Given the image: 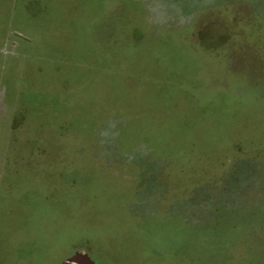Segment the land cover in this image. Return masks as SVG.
<instances>
[{
  "label": "rangeland",
  "instance_id": "1",
  "mask_svg": "<svg viewBox=\"0 0 264 264\" xmlns=\"http://www.w3.org/2000/svg\"><path fill=\"white\" fill-rule=\"evenodd\" d=\"M41 1L43 7L51 4ZM61 1L66 9L72 7L76 19L66 22V29L81 30L86 19L77 0ZM125 1L136 9L137 1L140 11L154 13L198 3V13L177 15L168 22L151 14L145 18L159 20L160 26L152 23L155 31L166 25L180 29L177 41L194 61L202 84H186L191 82L180 77L174 58L169 65L168 57L158 58L156 53L140 57L139 63L125 58L131 52L125 49L137 47L140 55L145 40L156 36L153 30L142 33L144 38L136 32L133 27L141 26L140 18L132 11L125 13L122 1L110 0L99 13L91 10L95 16L89 21L98 30L97 38L69 42L75 49L66 57L60 55L66 42L58 39L57 48L47 42L50 35L41 27L44 17L32 29L13 19L0 43V113L6 107L19 114L23 98L15 92L31 84L42 88L47 100L57 96L62 117H52L53 122L83 116L85 111L89 119L67 123L60 132L33 127L37 116H28L25 125L36 129L32 131H37V140H30L32 131L24 128L15 133L2 130L0 122V170H11L0 172V264H62L76 253L86 254L94 264H264V215L250 209L264 198V176L247 159L252 118L254 144L260 148L253 155L262 153L258 141L264 0ZM8 2L0 0V20ZM26 5L23 20H30L32 5ZM62 15L59 22L65 20ZM37 69L42 73L33 82ZM112 80L116 86L110 87ZM173 83L184 88V98H191H177L175 109L195 102L196 113L222 111L206 103L224 94V110H244L239 116L243 117L226 124L224 132L202 130L204 138H195L177 155H161L144 146L143 130L129 140L130 129L135 135L140 118L150 112L144 93L156 87L157 95L168 99L172 94L167 87ZM115 94L120 98L112 100ZM240 102L246 103V110L235 104ZM160 109L156 106L150 113L154 121L146 126L166 122L169 115ZM206 133L214 137L207 141ZM17 170L18 177H11ZM170 239L179 242L170 247Z\"/></svg>",
  "mask_w": 264,
  "mask_h": 264
},
{
  "label": "trees",
  "instance_id": "2",
  "mask_svg": "<svg viewBox=\"0 0 264 264\" xmlns=\"http://www.w3.org/2000/svg\"><path fill=\"white\" fill-rule=\"evenodd\" d=\"M47 1L51 2V4L50 5L45 4L46 7H45V10H43L44 3L41 0H30L28 4L32 5V8L30 10L32 19L30 18V20H23L24 11L27 9V5L24 6V9H22V4L20 3V0H15V2H13L14 9H15L14 19L15 21L17 19L18 20L17 23H19L20 25L25 26V27H30V29H32L34 28V26L37 27L38 24L40 23L39 22L40 18L44 17L42 14V10L46 11V17L44 18L45 22L41 25V27L42 29L46 30L48 34L50 35L49 37L50 41H47V42L50 44L51 47L54 46L56 48L58 45V39L62 40V42H66V45L65 46L63 45L62 51H60V55L66 57L67 54L69 55L71 54L74 48L73 47L71 49L69 42H75V41L79 42L81 40H83L84 42L87 39L91 41L97 38L98 30L94 31V29L96 28L94 26L92 27L93 22L89 21V17L94 18L95 15L94 14L92 15V13L90 12L93 9L97 10L98 13L100 11H104L106 4L109 3L110 0H77L75 1L77 2L78 6H80V9H81L80 14L86 19V20H83V22H81V24L84 27L78 31H74V30L70 31L69 29H66V26H65L66 22L68 23L70 22V24H73V21L76 20L72 7H71V10L70 8L66 9L61 0H47ZM67 1L68 3L73 2V0L71 1L67 0ZM118 1H122L126 5V6L124 5L125 13H128V12L130 13V11H132L134 12L136 19H137V16L140 18L141 26L137 24V22L135 21V23L138 26H136V28L133 27L136 30V32L142 34V33H147L153 30L155 34H153L152 36H156V40L154 38L151 41L149 39L145 40L146 46H145L144 52L141 53L140 55L137 53V47H136L137 45L136 46L133 45L134 47H136V49H134L133 51L129 48L125 49L126 51H131L129 52L130 57L125 56V58L129 60L130 63H132L131 61H136L139 63L140 57L155 55V53L160 54L158 58H162V56L168 57V60L166 62V64L168 65L169 63H171L170 59L174 58L175 63L181 67V69H179L180 77L181 76L185 77V82H187L188 80H189L188 82H191V83H186V84H189V85L191 84L198 85L200 83L202 84V82L197 81L196 79L198 68L196 69V65L194 64V61L189 60L188 57L185 56V49L182 48L179 42L177 41L178 38L180 37V33H181L180 29L178 30L174 26L166 25V27L162 26V29H160V31L159 30L155 31V29H153L152 23L156 24L157 26H160L159 20L152 22L149 20V18L148 19L145 18L146 15L151 14L152 16L159 18L161 21L164 19L166 20L164 22H168L170 18H171L170 20H172L177 15L183 16L184 14H191V12L198 13L199 12L197 9L198 3L192 4V8H189V7L184 8L185 5L183 6L182 4H177L175 5V9L172 10L173 11L172 13H170L171 11L167 13L165 9L162 10L160 13H154L155 11H152L151 9L148 11L147 10L143 11V12L140 11L137 1H136L137 9L133 6L132 3L128 4L125 0H118ZM151 6L152 5H150L149 7ZM201 6L205 7L204 4ZM2 10L3 9L0 6V12ZM86 10H88L89 13ZM84 12H87V13H84ZM62 14L66 15L65 20L63 21L61 20L59 22L58 18L59 16L63 17ZM35 20L37 21L36 24L32 25ZM2 21L3 19L0 22ZM0 33H1L0 35L1 37L4 36L3 31ZM142 35L144 38L145 34H142ZM142 40L143 39H141V41ZM101 58H104V56L103 57L100 56L99 60H101ZM66 59H70V58H66ZM129 61H127V63ZM207 63L211 64V62H207ZM186 74H187V77L185 76ZM69 79L71 80L72 77H69ZM114 85L116 86V83L112 80L110 87H113ZM167 89L170 90V93L172 94V97H168V99L166 98V96L164 97L158 96L157 95L158 90L160 89L156 87H152L151 91L144 93L145 95L141 94L147 98L146 102L148 103V109L150 112L149 114L148 113L144 114L143 117L140 118L141 120L139 122L141 123V125L143 124L142 129H141V125H138L137 129H135L136 131L135 135L133 133V129H130V133H128L129 140H133V138L137 137L139 131L143 130L142 135H141L144 139L143 145L146 146L147 144L149 146L148 148L151 151H154L155 153H158L161 155H164L167 153H173L177 155L180 152H182L184 149H186V147L189 144H191L195 138H204V136L202 135V130L216 129L217 133H219L221 131L220 129L223 128V132H224L226 129V124L233 125L235 124V122L239 121L243 117V116L241 117L239 116L244 112V110H240V111L235 110L236 112L233 111L232 113L231 111L224 110V108L226 107L225 105L228 103L227 101L225 102L224 94H222L223 97H218V94H217L216 98L214 97L213 99L209 100L206 103L208 108L210 106H215L217 108L220 107L222 108L221 109L222 111H219V110L212 111L208 109L207 112L196 113V107H194L193 105L195 102H193L192 104H189L187 102L188 105L184 110L175 109L173 106L174 105L173 103L176 101L177 98L181 97L183 99H189V100L191 98L188 96V94H186L185 98H184V94L181 95L183 92H185V90L179 83H173L171 86L167 87ZM112 98H113L112 100H114L115 98L118 99L120 98V94L118 95L115 94L114 96H112ZM112 100H111V103H112ZM28 102L29 104L32 105L31 109L33 113L31 114V116H37L36 117L37 121L38 122L41 121V119L38 116L39 114L38 110L37 109L35 110L36 107L42 106V104H40L41 101H39V97L36 94H31L29 96ZM54 102H56L57 104L56 95L55 97H51L47 100L48 105L54 104ZM235 104L241 105L243 107L245 106V110H246L245 102H240V103H235ZM156 106H160L161 107L160 110L167 112L169 116L165 117L166 122L159 124L158 127H148L144 123L153 124L154 119L150 116V113L155 109ZM85 112L83 113L85 115L80 116V117L73 116L70 118H64L63 122L67 121L65 123L66 125L67 123H71V122L80 124L82 123L83 119H86V120L87 118L89 119V115L86 114ZM214 113H217V116H213L212 114ZM90 120H91V117H90ZM167 121H171V122L167 123ZM63 128L64 126L61 129ZM61 129H59L60 132H61ZM76 130H79V129L77 128ZM118 131L121 132L120 128L118 129ZM36 132L37 131L30 132V134L32 135L31 139L37 140ZM124 135H125V132H124ZM210 137H214V135L211 136L206 133L205 138L207 141L210 140ZM19 169L21 170V168H18V170ZM18 170L15 172L16 174L11 175V177H18L17 175ZM9 184L11 185V183ZM178 242L179 241L177 239L174 241V243L171 239L166 240V243H168L170 247L171 245L173 246V244H176V243L178 244ZM31 246H36V245L32 243ZM145 251H147V249H145ZM143 257L145 258V255H143Z\"/></svg>",
  "mask_w": 264,
  "mask_h": 264
},
{
  "label": "crops",
  "instance_id": "3",
  "mask_svg": "<svg viewBox=\"0 0 264 264\" xmlns=\"http://www.w3.org/2000/svg\"><path fill=\"white\" fill-rule=\"evenodd\" d=\"M29 1L30 0H25L24 4L22 6H25ZM13 2H15V0H9L8 8H7V11H6L7 15L5 13V19L3 18V21L0 22V26H2L0 28H3V26L5 25L4 34L8 30V27L12 24V21L14 19L15 9H14ZM45 7L46 6L43 7V10H45L44 9ZM43 10H42V14H43V16L45 18L46 17V11H43ZM10 11H11V16H10ZM0 17H2V16L0 15ZM4 36H2L0 38V43H1L2 39L4 38ZM52 65L54 66L55 64H52ZM53 72H56V69L53 70ZM41 73L42 72H41L40 69L34 70L33 71V77H32L31 81L35 82V79H37V77L41 76ZM49 79L54 81L53 77H50ZM25 90H21V91L15 92L17 94V97L18 96H22V98H23L22 103L24 105V108H22V110L19 112V114L16 113L17 109L15 111L8 112L6 107H1L2 111L0 113V122L2 123V128H1L2 130L3 129L4 130L9 129L10 132L13 131L15 133L16 131L20 130L21 128H24V129H27V130L31 131V130H36L33 127H39L38 129L41 128L42 130L51 129V130H57L58 131L63 126H66V124L64 122L59 123V124L56 123V122H53L52 117L60 119V117L62 115V111L59 108L61 105H57L56 102H54V104L48 105L47 104V98L44 96V93L42 92V88H39L38 86L37 87H33V85L29 84V86L26 87ZM0 94L2 95V92ZM31 94H36L39 97V101H41L40 104H42V106H38V107L35 108V110L36 109L38 110V113H39L38 116L41 119V121H39V122L36 121L35 125H33V127H30L28 124L25 125V121H26L27 117L31 116V114L33 113L32 109H31L32 105L29 104V102H28L29 96ZM0 97H1L0 98V103L2 104L4 102L2 97H4V96H0ZM51 97H55V94H54V96H51V95L49 96V98H51ZM18 99H19V97H18ZM261 101H262V104H261L262 105V111H261L262 112V119H261V125H260L261 130L259 128V130L261 131V138L259 137L260 141H258V143H261L262 153H259L256 156L253 155V153L256 154V151H259L260 148L259 149L257 148L258 149L257 150L256 149V145L254 144V142H255L254 136L256 134H255L254 125H253L254 119L252 118V124L250 123V125H251L250 133L248 131V148L247 149H248V152H249L248 154L249 155H248L247 159H249L250 162L253 161L254 163H256L258 168H260V169H258V171L262 172L263 176H264V69H263V95H262ZM42 110H43V112L41 113ZM1 117H2V120H1ZM7 119H9V120H7ZM250 122H251V119H250ZM7 124H8V126H7ZM4 126H7V127H4ZM29 139L31 140V138H29ZM2 140H5L4 137L2 138ZM0 144L2 145L3 143H1V141H0ZM2 157H3V155H2ZM7 171L11 172V170H7ZM7 171H4L3 168L0 170L1 173L7 172ZM255 177L256 176L254 175L252 178L251 177L250 178L254 180ZM257 178H258V175H257ZM249 193H250V191H249ZM252 194H253V192H252ZM262 194H264V182H263V187H262ZM252 207L253 208L250 207V209H256L258 211H261L260 213H262L264 215V198L263 199H259L257 201V204L255 202H253V206Z\"/></svg>",
  "mask_w": 264,
  "mask_h": 264
},
{
  "label": "water",
  "instance_id": "4",
  "mask_svg": "<svg viewBox=\"0 0 264 264\" xmlns=\"http://www.w3.org/2000/svg\"><path fill=\"white\" fill-rule=\"evenodd\" d=\"M62 264H94L86 254L76 253Z\"/></svg>",
  "mask_w": 264,
  "mask_h": 264
}]
</instances>
